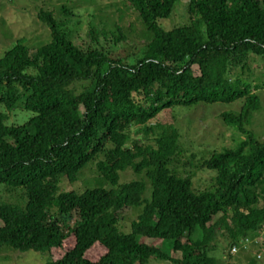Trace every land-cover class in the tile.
Listing matches in <instances>:
<instances>
[{
    "label": "trees",
    "instance_id": "16d2710c",
    "mask_svg": "<svg viewBox=\"0 0 264 264\" xmlns=\"http://www.w3.org/2000/svg\"><path fill=\"white\" fill-rule=\"evenodd\" d=\"M124 1L149 33L125 58L114 56L126 40L118 25H90L80 45L65 17L42 9L48 42L30 51L20 39L0 56V187L23 200L0 199V249H63L43 264H235L209 251L217 235L245 247L264 230V139L246 128L260 107L246 71L251 56H264V0H185L188 21L170 29L160 20L179 0ZM237 100V111L220 116L243 137L199 163L214 174L196 189L173 166L176 126L151 120L173 106ZM6 112L23 119L9 123ZM90 163L100 185L58 190L61 177L74 182ZM128 169L144 172L148 197L143 181L119 182ZM133 207L123 230L121 209ZM97 245L104 252L88 259Z\"/></svg>",
    "mask_w": 264,
    "mask_h": 264
},
{
    "label": "rangeland",
    "instance_id": "374dc122",
    "mask_svg": "<svg viewBox=\"0 0 264 264\" xmlns=\"http://www.w3.org/2000/svg\"><path fill=\"white\" fill-rule=\"evenodd\" d=\"M62 5L70 7L72 14L65 16L61 13L59 8ZM39 9L53 12L57 19L65 17L66 27L70 30V38L80 45L89 43L87 31L90 25L97 28L105 27L107 30H114L115 25H118L126 38L123 47L118 48L114 54L121 58L136 53L137 48L143 45L149 37V33L145 31L135 10L129 7L124 0H0V56L20 39H25L24 44L30 51L48 42L49 29L39 20L37 16ZM187 21L185 0H179L175 2L170 15L160 20V25L164 29H170ZM249 69L246 71V78L258 86L256 93L260 99V107L252 113L250 123L246 125V128L262 140L264 139V56H251ZM192 70L194 75L199 74L197 65H192ZM241 102V100L226 103L217 101L173 106L163 109L151 120L176 126L180 151L174 158L173 166L179 173L192 174L191 180L194 188L209 187L214 174L211 170L199 168V163L222 147H232L239 138L243 137L236 130L225 125L220 116L223 111H237ZM6 113L9 123H20L23 119L20 114ZM96 177L94 163H90L74 182L61 177L58 190L79 191L86 186L100 185L101 181ZM132 179L145 183L144 196L148 197L150 184L143 171L134 173L128 169L119 173V182ZM2 198L8 202L23 203V200L15 193L7 196V193L0 187V199ZM138 211V207L121 209L122 217L119 224L123 230L128 231L130 221L137 216ZM259 237L255 240L248 239L245 247L241 244L235 245L236 252L228 253L229 243L217 235L213 241L215 246L213 245L214 248L209 251V255L214 256L218 263L228 261L235 264H264V241L261 235ZM138 238L142 242L162 246L160 239L142 236ZM103 252V247L97 245L86 252V257L94 260ZM62 253L63 249L59 248L51 249L47 254L32 249L23 252L0 249V264H43L47 259L58 258ZM170 254L173 256L175 252L171 251ZM146 264L173 263L150 258Z\"/></svg>",
    "mask_w": 264,
    "mask_h": 264
},
{
    "label": "bare ground",
    "instance_id": "6f19581e",
    "mask_svg": "<svg viewBox=\"0 0 264 264\" xmlns=\"http://www.w3.org/2000/svg\"><path fill=\"white\" fill-rule=\"evenodd\" d=\"M241 243H247V242H242V241H241ZM231 247H234V248H235V251H234V252H231V251H230ZM231 247H230V249H229V252H228V253H235V252H236V247H235V246H231Z\"/></svg>",
    "mask_w": 264,
    "mask_h": 264
},
{
    "label": "water",
    "instance_id": "95a60500",
    "mask_svg": "<svg viewBox=\"0 0 264 264\" xmlns=\"http://www.w3.org/2000/svg\"><path fill=\"white\" fill-rule=\"evenodd\" d=\"M261 239L264 241V232L261 233Z\"/></svg>",
    "mask_w": 264,
    "mask_h": 264
},
{
    "label": "built area",
    "instance_id": "2783aa9c",
    "mask_svg": "<svg viewBox=\"0 0 264 264\" xmlns=\"http://www.w3.org/2000/svg\"><path fill=\"white\" fill-rule=\"evenodd\" d=\"M230 251L231 252H234L235 251V248L234 247H231Z\"/></svg>",
    "mask_w": 264,
    "mask_h": 264
},
{
    "label": "clouds",
    "instance_id": "9594fccd",
    "mask_svg": "<svg viewBox=\"0 0 264 264\" xmlns=\"http://www.w3.org/2000/svg\"><path fill=\"white\" fill-rule=\"evenodd\" d=\"M260 238V237H259ZM250 240V239H249ZM251 240H255V238H253V239H251ZM246 242H248V240L246 241Z\"/></svg>",
    "mask_w": 264,
    "mask_h": 264
}]
</instances>
